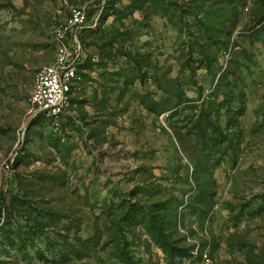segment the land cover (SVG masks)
Masks as SVG:
<instances>
[{
  "label": "rangeland",
  "instance_id": "1",
  "mask_svg": "<svg viewBox=\"0 0 264 264\" xmlns=\"http://www.w3.org/2000/svg\"><path fill=\"white\" fill-rule=\"evenodd\" d=\"M0 211V264H264V0H0Z\"/></svg>",
  "mask_w": 264,
  "mask_h": 264
},
{
  "label": "built area",
  "instance_id": "2",
  "mask_svg": "<svg viewBox=\"0 0 264 264\" xmlns=\"http://www.w3.org/2000/svg\"><path fill=\"white\" fill-rule=\"evenodd\" d=\"M87 23L85 10L80 7H73L70 10L67 25L64 33H70L74 46L72 54L68 47L60 44V51L56 61L39 70L34 78L28 102L31 108L41 112L48 117H58L68 111L72 106L73 88L78 79V61L81 53V46L78 43V31ZM10 169V165H6ZM4 216L0 211V223ZM201 264H211L207 253L201 257Z\"/></svg>",
  "mask_w": 264,
  "mask_h": 264
},
{
  "label": "crops",
  "instance_id": "3",
  "mask_svg": "<svg viewBox=\"0 0 264 264\" xmlns=\"http://www.w3.org/2000/svg\"><path fill=\"white\" fill-rule=\"evenodd\" d=\"M73 97V96H72ZM72 100H73V98H72Z\"/></svg>",
  "mask_w": 264,
  "mask_h": 264
}]
</instances>
